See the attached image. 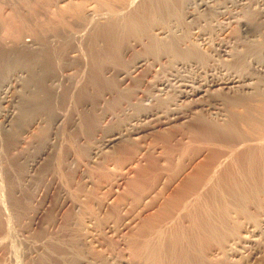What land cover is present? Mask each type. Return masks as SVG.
I'll return each instance as SVG.
<instances>
[{
  "label": "rangeland",
  "instance_id": "rangeland-1",
  "mask_svg": "<svg viewBox=\"0 0 264 264\" xmlns=\"http://www.w3.org/2000/svg\"><path fill=\"white\" fill-rule=\"evenodd\" d=\"M141 1L0 0L2 48L62 47L41 112L0 53V264H264V232L224 251L264 212L257 153L250 169L238 157L264 142V0L160 5L123 55L94 63L96 28Z\"/></svg>",
  "mask_w": 264,
  "mask_h": 264
},
{
  "label": "bare ground",
  "instance_id": "bare-ground-1",
  "mask_svg": "<svg viewBox=\"0 0 264 264\" xmlns=\"http://www.w3.org/2000/svg\"><path fill=\"white\" fill-rule=\"evenodd\" d=\"M105 2H106V5H107V1H105ZM126 2H128V5H129V2L132 3L133 0H131V1H129V0L127 1L126 0ZM126 4L127 3H125V5ZM171 4H173V5L175 4V5H179V6L183 5L184 7H187V6L195 5L196 4L197 7H202V6L204 7V6L207 5V2H206V0H143V1H141V3L138 4V7H136L131 13L128 12V13H124V15H122L120 12L117 13L116 12V9H115V11L113 12L114 15L108 17L106 19V21H105V24L102 27L100 26L101 28L100 27L96 28V30L99 29V31H100V35H99L100 36V38H99L100 41H96L98 43V45H99L100 48L96 45V42H94L95 44L93 46L92 45L91 46L93 48L96 45V48L95 49L97 50V52L93 48L95 50V53H92L91 55L89 53L88 56H90L91 59H92V61L94 63H96L98 60H100V61H102V60H106V61L107 60H110L111 59V55L114 56L113 53H115V54L116 53L117 54L118 53L119 54H122L123 52H125L126 48H128V47H126L124 49H121L119 47V48L116 49V46L119 45V43H118L119 40L120 39H126L129 36H132V34H137V33L141 32L142 31V28L140 27V25L142 23H144V22L146 24L149 22V19L153 16V14L154 15L156 14V13H154L156 7H160V5H161V6H166V8H167V5H171ZM109 5H111V4H109ZM123 7H124V5H123ZM123 7H122V10L124 9ZM87 8H88V10L85 13L87 15H89V16L93 15L91 9L89 10L90 7H87ZM117 9L121 10V8H117ZM122 10H121V12H122ZM108 13H109V11H108ZM66 14H68V13H66ZM110 15H111V13H110ZM262 15L264 17V11H263V14ZM62 16H64V15H60L59 16L60 17L59 19H61ZM189 16H191V13H189ZM62 22L63 21H60L59 22V25H61ZM52 24H54V22ZM64 24H66L65 21L63 22V25ZM63 25H61V27H66V26H63ZM53 26H51V27H53ZM135 26H136V28H135ZM61 27H59V28L61 29ZM54 28H57L58 29L57 26L54 27ZM253 28H254V26L251 25L250 23H247V22H242L241 23V30H242L241 32L250 33L251 31L254 30ZM49 29H51V28H49ZM57 29H56V34L60 30L59 29L58 32H57ZM62 29H64V28H62ZM52 30H55V29L52 28ZM66 30H67V28H66ZM61 31H63V30H61ZM54 32H53V34H54ZM61 34H63V33L61 32ZM64 34H65V31H64ZM97 35L95 33V37ZM62 39H63V41H62L63 44L64 43L68 44L67 43V40L69 39V35L68 36H65ZM38 40H40V39H38ZM92 40L93 39H91V41ZM94 40H97V37ZM100 42H101V44H100ZM91 43H93V41ZM33 44L34 43L31 42L29 44H26V46H24V45H20V46L18 45V47H14L13 46L12 49H9L8 48L9 50L7 48H2L1 45H0V49H2V50H0V53H3L2 57H1V59H2L1 60V63H3L2 65H4V66L5 65H8V66H12L13 65L14 66V69L15 68L17 69V67H21L22 66L26 70L25 72L28 73L27 77L22 81V87L24 89L19 94V96H17L19 98V100L25 101V103L27 104L28 108H31L32 111H35V110L40 111V110H46V109L50 110L51 108L53 109V107H52L53 104L52 103H54V101H56L55 100L56 99V96L54 95V93H52L53 91L51 92V90H49V88H48L49 85H48V87L45 85L46 84L45 83L46 82L45 81L46 80L45 77H47V75L51 72L52 69L53 70L55 69V65H56V62H57L56 56L57 55H60L61 56L62 47H61V49L58 52V49L59 48L57 50H55V46H53V43L48 42L46 39H41L39 42L35 43L37 45L36 47H34L35 45L33 46ZM15 46H17V45H15ZM5 49H7V50H5ZM92 50L90 52H92ZM60 58H62V57H60ZM16 63H18L19 65H17ZM133 68H134V66H133ZM122 72H124L126 74L128 73V72H125V71H121L119 73H122ZM134 73H135V71H134ZM92 78L90 76L89 79L92 80ZM175 79H178V78H175ZM92 81H94V80H92ZM230 82H232V79H229L227 81H224L222 84H224V86H226ZM10 85L11 84H10V81L9 80H7L6 84L1 85L3 87L0 89V94L2 95L3 101H5V99L7 98V95H8L9 90H10L9 88H11V87H9ZM187 85H189V84L184 83V82L181 83V87L187 86ZM208 86H209L208 83H205V84H199V86L196 87V88H192V89L190 88V90H185L183 88V90H180V95H182V96L184 94H186V95H197L199 92H202L203 90H205V87H208ZM261 93H262V91H259L257 94H260L261 95ZM28 103H29V105H28ZM48 112H50V111H48ZM7 113L4 114L5 117H7ZM174 113H177L179 115L178 111H174ZM175 117H177V115ZM59 118H60V116H57L56 117V122H57V120ZM262 119H263V122H264V118H262ZM253 121L254 120L252 119V117L248 116V121L246 123V127L247 128L253 127L255 125V122H253ZM232 128L233 127L231 125V129ZM229 132H230V130H227L226 132H224V134H227ZM210 134L212 135V133H210ZM263 135H264V133H263ZM243 140H245V139H242V141ZM110 141L111 140H109V142ZM246 141H248V140H246ZM246 143H248V142H246ZM250 144H248L247 146H245V147L242 148V150H241L242 152L240 153V155H238V157L239 156H242V155L244 156V158H243V164L248 169L253 168L254 166H256L255 164L258 161L259 164L262 165V170H264V142H262V140H261L256 145H255V143L253 145H250ZM255 153H257V155ZM255 155L257 156V161L255 163H253V160L255 159V157H253V156H255ZM258 221H259V223H256V224L253 223V224H251L252 225V228L246 229L244 231L245 232V235L243 234L244 235L243 237L240 236V235H237V234L235 236L232 235L231 236L232 238L230 239L231 241H229V242H227L225 244V247H224L225 250L224 251H226L227 253H235V252H238L237 249H238V247H241L242 248V244H244L245 242H246V244H247V242H251V241L254 242V239H255L256 235L257 236L262 235L263 232H264V212L261 214V216H260V218H259ZM171 250H170V252H171ZM176 252H179V251H175V253ZM179 253L180 254H184V253H181V252H179ZM180 254H178V255H180ZM186 254L189 255L188 253H186ZM182 261H183V259H182ZM185 261H186V259H185ZM187 263H189V262H187Z\"/></svg>",
  "mask_w": 264,
  "mask_h": 264
}]
</instances>
